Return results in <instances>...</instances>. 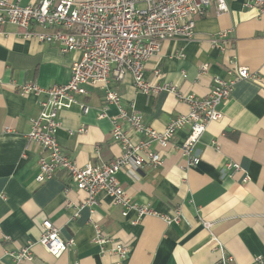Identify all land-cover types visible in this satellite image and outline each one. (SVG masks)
<instances>
[{"label": "crops", "instance_id": "0c3cea01", "mask_svg": "<svg viewBox=\"0 0 264 264\" xmlns=\"http://www.w3.org/2000/svg\"><path fill=\"white\" fill-rule=\"evenodd\" d=\"M27 5L34 0H13ZM229 10L218 13L211 6L196 20L194 37L173 38L145 65L150 82H170L185 94L203 97L209 93L214 76L226 77L235 60L258 74L259 82L241 80L219 108L220 120L211 121L194 152L201 157L195 167H187L179 146L188 128L176 132L165 148L152 142L163 164L146 166L140 177L130 178L120 171L117 178L131 200L147 204L156 215H146L138 223L135 211L123 216L122 207L100 192L91 207L87 193L63 171L39 183L37 174L42 149L28 145L31 120L40 111L35 93L23 94L18 85L35 83L41 87L67 82L79 52L62 53L54 43L22 38L14 24L0 28V264H10L6 250L31 245L35 260L21 264H111L118 257L94 241V223L115 240L130 246L125 264H216L222 254L232 256L230 264H252L264 256V24L243 0H228ZM229 31L224 49L213 40ZM208 64L206 73L200 67ZM160 69L161 75H155ZM118 92L122 106L140 112L145 121L163 130L176 115L189 110L169 91L146 94L134 85L131 74L124 80L111 79L108 86ZM79 105L61 111L62 128L58 141L64 152L79 165L109 162L121 153V145L110 138L112 116L118 107L110 103L107 116L99 117L105 106L106 89L87 86ZM122 129L134 137L126 121ZM9 129V130H7ZM217 142V143H215ZM237 162L242 171L229 174L225 165ZM248 175L250 179L244 181ZM181 212L179 222L168 223L164 216ZM49 219L63 238H74V246L59 258L39 244L42 223ZM204 222H210L211 228ZM5 236L9 239L5 240ZM216 237L220 245L211 239Z\"/></svg>", "mask_w": 264, "mask_h": 264}, {"label": "built area", "instance_id": "2783aa9c", "mask_svg": "<svg viewBox=\"0 0 264 264\" xmlns=\"http://www.w3.org/2000/svg\"><path fill=\"white\" fill-rule=\"evenodd\" d=\"M243 5L254 11L264 24V0H243ZM211 6H215L218 13L229 10L228 0H34L27 5L0 0V28L14 24L21 29L19 35L24 39L54 43L62 53H80L72 64L67 82L48 87L35 83L18 85L19 92L23 94L41 96L39 114L31 120L27 134V147L34 143L42 149L35 177L37 182H46L63 171L80 190L87 193L85 204L92 208L91 214L95 212L93 205L100 192L110 196L113 204L122 207L123 216L135 211L137 219L134 223L146 215L157 214L149 205L129 198L117 178L118 172L125 171L130 178L137 179L146 166H161L163 157L151 143L157 142L165 148L176 132L184 128H188V135L179 149L186 158L187 167H195L201 161L194 152L195 146L208 124L223 117L219 106L230 98L234 85L241 80H260L258 74L235 60L226 77L212 78L209 93L203 97L182 93L177 85L170 82H150L145 78V65L160 51L162 43L173 38H193L196 20L204 16ZM228 35L229 31L220 32L213 40L214 45L224 49ZM208 69V64H203L200 73H206ZM127 74L133 76L138 90L146 94L169 91L186 102L189 110L174 116L163 130L153 128L140 112L132 110L129 113L122 106L118 92L108 87L112 78L122 81ZM155 75H161L160 69L155 70ZM2 83L0 80V88ZM89 85L106 89V104L99 117L107 116L108 104L118 107L119 113L111 117L113 128L110 138L121 145V153L109 162H89L81 166L64 152L57 134L63 125V109L79 105L83 112H88V107L79 101L78 96L87 95ZM119 119L127 122L134 137L122 129ZM225 168L229 174L242 171L237 162H228ZM249 179L248 175L244 177L245 182ZM164 219L168 223L179 222L181 212L176 210L174 216L166 215ZM90 221L95 228L94 241L102 247L110 244V252L118 257L111 264H125L130 246L117 242L99 224L92 219ZM204 225L208 229L212 226L210 222H204ZM211 240L220 245L216 237ZM39 244L59 258L74 246L75 239L63 238L52 221L45 219ZM5 255L10 258V264L35 260L31 245L6 250ZM1 259L0 253V263ZM232 260V256L222 254L216 264H230ZM252 264H264V256L255 257Z\"/></svg>", "mask_w": 264, "mask_h": 264}]
</instances>
